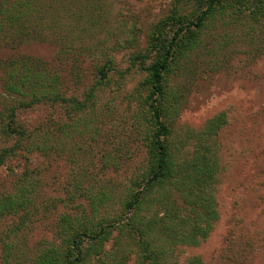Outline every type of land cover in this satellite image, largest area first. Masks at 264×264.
<instances>
[{"label":"trees","instance_id":"trees-1","mask_svg":"<svg viewBox=\"0 0 264 264\" xmlns=\"http://www.w3.org/2000/svg\"><path fill=\"white\" fill-rule=\"evenodd\" d=\"M101 1L0 0V47L15 50L28 41L56 34L62 53H70L65 37L68 31L58 32L64 29L63 16L70 11L88 22L99 21L95 12L100 10ZM222 20L225 28L247 27V34L255 35L258 27H264V0H175L150 27L145 45H136L131 65L124 70L109 52L117 45L113 49L101 44L81 48L82 55L86 51L102 52L105 60L94 61V82L78 95L68 93L59 72L47 62L26 55L0 60V81L6 92L0 106V168L8 166L11 176H16L11 161L19 157L29 161L33 151L59 152L51 140L61 139L64 143L76 135L93 133L92 120L82 124L75 116L87 108L94 110L99 105V93L113 94L123 89L127 75L133 73L142 77L127 96V108L134 121L145 125L146 152L135 176L123 188L126 190L119 198L118 211L109 215L102 208H108L109 192L89 195L93 199L91 211L83 205L75 206L77 196L73 194L69 202L63 201L73 209L59 213L54 238L40 241L39 252L30 260L20 252V241L15 239L29 228L28 221L46 217L51 206L57 209L58 203L53 199V204H46L48 198L42 194L39 173L30 167L14 181L12 191L0 188V226L14 221L0 232L3 264H128L132 258L135 264H204L196 256L181 261L178 252L181 246L205 240L220 216L215 196L216 162L212 161L215 146L210 139L215 140L227 119L226 114L208 119L203 129L190 132V137L197 139L191 155H177L172 116L178 99L171 82L175 76L195 73L199 65L195 58L199 57L208 29ZM133 41H137L136 32L128 42ZM80 61L82 69L86 61ZM74 67V81L79 84L81 72L76 64ZM32 107H62L63 118L68 120H23L22 114ZM103 107L111 106L107 102ZM96 199L100 204L94 202Z\"/></svg>","mask_w":264,"mask_h":264},{"label":"rangeland","instance_id":"rangeland-1","mask_svg":"<svg viewBox=\"0 0 264 264\" xmlns=\"http://www.w3.org/2000/svg\"><path fill=\"white\" fill-rule=\"evenodd\" d=\"M174 2L102 0L100 10L95 12L99 21L95 22L66 11L64 29L58 32L68 31L65 37L70 53H62L60 36L55 34L28 41L15 50L0 47V60L26 55L47 62L59 72L68 93L78 95L94 82V61L105 60L102 52L86 51L82 55L81 48L101 44L113 49L117 45L109 52L117 66L124 70L131 65L130 57L138 50L136 45H145L150 27ZM225 27L223 20L211 25L199 57L195 58L199 63L195 73L175 76L171 82L173 95L178 99L176 113L172 116V138L177 155H191L197 139L194 135L190 137V132L203 129L208 119L221 114H226L227 119L215 140L210 139L215 146L212 161L216 162L215 196L220 216L205 240L198 245L181 246L178 253L181 261L196 256L204 264H264V27H258L255 35L253 32L247 34V27ZM135 32L137 41L128 42ZM80 60L86 61L82 69ZM73 64L81 72L79 84L74 81L72 71L76 67L72 68ZM212 64H216L214 69ZM141 77L137 73L127 75L123 89L113 94L99 93V105L94 110L87 108L75 116L82 124L92 120L93 133L76 135L64 143L61 139H53L50 144L55 149L59 147L56 149L59 152L33 151L29 161L25 157L11 161L16 176L10 175L8 166L0 168V188L12 191L14 181L30 167L39 173L42 194L48 198L46 204H53V199L58 203L57 209L51 206L46 217L39 216L33 223L28 221L29 228L15 239L20 241V252L26 259L37 255L40 241L54 238L59 213L73 209L70 203L63 204V201L69 202L73 194L77 196L73 204L83 205L87 211H91L93 201L89 195L99 196L101 191L110 193L105 203L108 208L102 207L107 214H114L121 208L118 201L126 190L123 188L135 176L146 154L143 146L145 125L134 121L132 111L127 108L130 105L127 96ZM4 95L6 92L0 81V106ZM107 102L111 107L104 108ZM132 107L136 109L134 104ZM63 112L62 107H32L22 114V119L36 123L45 117H55V121L65 122L68 119L63 118ZM94 202L100 204L98 199ZM13 222L10 220L7 224ZM7 224L0 226V232ZM54 240L60 241L58 237ZM110 246L108 243L107 248ZM0 264H3L2 243ZM128 264H135L134 259Z\"/></svg>","mask_w":264,"mask_h":264}]
</instances>
